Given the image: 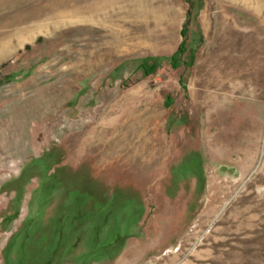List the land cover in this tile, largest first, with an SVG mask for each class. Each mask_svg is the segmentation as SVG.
I'll return each instance as SVG.
<instances>
[{
  "label": "rangeland",
  "instance_id": "rangeland-1",
  "mask_svg": "<svg viewBox=\"0 0 264 264\" xmlns=\"http://www.w3.org/2000/svg\"><path fill=\"white\" fill-rule=\"evenodd\" d=\"M254 1L145 0L108 56L70 0H0V264H264Z\"/></svg>",
  "mask_w": 264,
  "mask_h": 264
},
{
  "label": "bare ground",
  "instance_id": "bare-ground-1",
  "mask_svg": "<svg viewBox=\"0 0 264 264\" xmlns=\"http://www.w3.org/2000/svg\"><path fill=\"white\" fill-rule=\"evenodd\" d=\"M71 8L66 4L64 6V10L59 13V16H62L64 19L58 21L53 24V28L62 25H68L72 23L77 24H98L102 28V31L108 32L109 41H107V55L110 56L114 54V50H116V44L118 46L122 43L119 40V34L115 29L114 23L115 19L122 14V18L124 17H133L136 19L143 18L146 14L145 0L129 1L127 6H119L123 0H70ZM230 4L241 5L246 9L256 10L257 6L255 5L254 0H223ZM54 14V13H52ZM126 15V16H125ZM40 16V15H39ZM118 19V18H117ZM209 16H204L203 22L205 25H209ZM119 20V19H118ZM128 20V19H127ZM122 23V22H120ZM145 24V23H144ZM63 26V27H64ZM127 26V25H126ZM124 27V26H123ZM139 28V27H138ZM138 28L136 30H138ZM40 29V28H39ZM141 29V28H140ZM38 31H41L38 30ZM46 32V31H45ZM101 37V36H100ZM229 38V37H228ZM126 47V46H125Z\"/></svg>",
  "mask_w": 264,
  "mask_h": 264
},
{
  "label": "trees",
  "instance_id": "trees-1",
  "mask_svg": "<svg viewBox=\"0 0 264 264\" xmlns=\"http://www.w3.org/2000/svg\"><path fill=\"white\" fill-rule=\"evenodd\" d=\"M186 35V32L184 30V28L181 30V36L184 38ZM180 52L183 53L184 52V41L182 42V44L180 45ZM81 215V212H80ZM75 219H77V216H75Z\"/></svg>",
  "mask_w": 264,
  "mask_h": 264
}]
</instances>
